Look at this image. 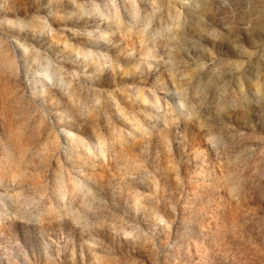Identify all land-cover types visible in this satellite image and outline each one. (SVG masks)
I'll return each mask as SVG.
<instances>
[{"label": "rangeland", "instance_id": "374dc122", "mask_svg": "<svg viewBox=\"0 0 264 264\" xmlns=\"http://www.w3.org/2000/svg\"><path fill=\"white\" fill-rule=\"evenodd\" d=\"M0 264H264V0H0Z\"/></svg>", "mask_w": 264, "mask_h": 264}]
</instances>
